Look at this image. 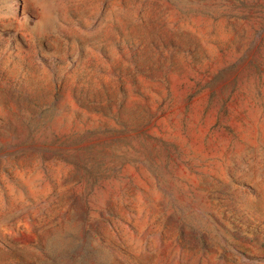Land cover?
I'll return each instance as SVG.
<instances>
[{"label": "rangeland", "instance_id": "rangeland-1", "mask_svg": "<svg viewBox=\"0 0 264 264\" xmlns=\"http://www.w3.org/2000/svg\"><path fill=\"white\" fill-rule=\"evenodd\" d=\"M0 264H264V0H0Z\"/></svg>", "mask_w": 264, "mask_h": 264}]
</instances>
